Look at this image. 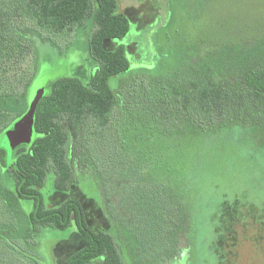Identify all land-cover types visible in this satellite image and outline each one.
I'll list each match as a JSON object with an SVG mask.
<instances>
[{"label": "trees", "instance_id": "obj_1", "mask_svg": "<svg viewBox=\"0 0 264 264\" xmlns=\"http://www.w3.org/2000/svg\"><path fill=\"white\" fill-rule=\"evenodd\" d=\"M181 1L186 8L192 2L199 21L221 0ZM261 8L264 12L263 5L246 12L235 32L230 24L236 18L222 17L214 36L206 31L203 38L195 36L179 63L164 71L163 59L152 68H131L128 47L119 43L131 21L116 0H0V66L16 51L28 53L32 62L18 94L0 78V149L2 137L32 107L29 93L41 48L59 47L52 36L75 32L77 40L65 47L82 43L90 65L85 78L69 72L48 84V94L34 104L30 143L18 146L11 160L5 156L3 166L0 162L5 175L0 178V259L56 264V247L66 243L61 264H164L172 254L146 257L141 246L159 242L164 248L180 244L183 236L190 243L192 216L179 178L181 162L195 153L190 140L239 130L248 143L264 142V18L254 15ZM136 77L143 79L135 82ZM115 110L119 116L108 145L123 174L134 176L120 210L135 213L136 232L123 227L121 211L119 226L112 222L95 231L79 200L49 204L53 194L72 189L100 200L83 190H98L83 128L87 119L109 128ZM77 240L74 247L70 241Z\"/></svg>", "mask_w": 264, "mask_h": 264}, {"label": "rangeland", "instance_id": "obj_2", "mask_svg": "<svg viewBox=\"0 0 264 264\" xmlns=\"http://www.w3.org/2000/svg\"><path fill=\"white\" fill-rule=\"evenodd\" d=\"M116 1L118 9L131 21L129 32L119 42L128 47L127 58L131 68H152L163 59L164 71L179 63L184 53L190 50L195 36L203 38L205 31L214 36L222 17L236 18L230 24L235 32L234 28L244 23L246 12L257 5L264 6V0H221L198 21L193 18L192 2H188L189 7L186 8L181 0ZM258 12L254 14L255 19L264 18L263 9ZM18 25L23 26L24 23ZM51 38L59 49L42 46L39 72L29 93L31 105L48 94L50 82L69 72L85 78V67L90 66L82 43L65 47L77 40L75 32ZM14 55L11 61L0 66V78H4V85L18 94V87L30 73L32 62L26 52L16 51ZM140 79L143 78L136 77L134 80L139 82ZM113 114L109 128H99L90 119L85 121L83 128L84 145L95 165L92 182L99 192L91 186L83 190L97 195L100 200L88 199L78 189H72L67 195L53 194L49 198L51 205L67 198L79 200L89 226L95 231L108 229L112 222L119 226V212L124 209L122 206L120 210V198L122 195L125 198L131 182H134L132 174H123L120 159L116 164L111 158L114 153L108 145V136L112 133L114 118L119 116L116 110ZM246 140L245 134L239 130H226L202 140L201 137L190 140L195 153L184 163L181 162L183 169L179 178L188 196L185 205L192 216L190 236L193 239L189 243L188 238L183 236L180 244L168 243L164 248L157 245L159 242L145 243L141 247L146 257L162 255L167 251L169 256H173L163 261L164 264H264V218L261 217L264 209V142L259 145L261 149ZM21 149L18 148L15 154ZM4 157L5 152L0 149L1 166L4 165ZM0 175L4 180L5 175L1 171ZM121 217L126 223L123 227L136 232L135 213L125 215L122 212ZM70 243L74 247L79 245L78 240ZM52 244V241L46 243L47 250ZM65 246L66 243L57 245L60 260L56 264H61L66 258ZM172 246L176 248L175 253H171ZM0 264H6V261L0 259Z\"/></svg>", "mask_w": 264, "mask_h": 264}, {"label": "water", "instance_id": "obj_3", "mask_svg": "<svg viewBox=\"0 0 264 264\" xmlns=\"http://www.w3.org/2000/svg\"><path fill=\"white\" fill-rule=\"evenodd\" d=\"M34 105L27 114L17 121L12 129L6 133L2 139V150L5 152L7 160H11L13 151L20 145L29 144L33 134V110Z\"/></svg>", "mask_w": 264, "mask_h": 264}]
</instances>
